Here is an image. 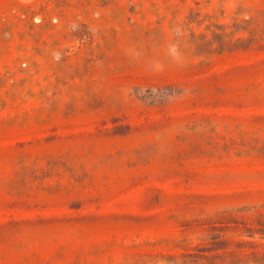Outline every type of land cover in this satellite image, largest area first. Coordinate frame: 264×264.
<instances>
[{"label": "rangeland", "instance_id": "374dc122", "mask_svg": "<svg viewBox=\"0 0 264 264\" xmlns=\"http://www.w3.org/2000/svg\"><path fill=\"white\" fill-rule=\"evenodd\" d=\"M0 264H264V0H0Z\"/></svg>", "mask_w": 264, "mask_h": 264}]
</instances>
